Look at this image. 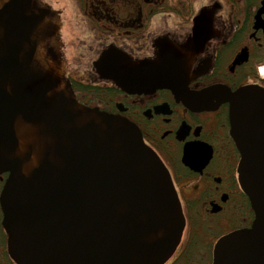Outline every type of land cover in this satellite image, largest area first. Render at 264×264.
Wrapping results in <instances>:
<instances>
[{"label":"water","instance_id":"1","mask_svg":"<svg viewBox=\"0 0 264 264\" xmlns=\"http://www.w3.org/2000/svg\"><path fill=\"white\" fill-rule=\"evenodd\" d=\"M59 30L39 0H0V175H7L0 207L8 254L14 264H164L184 228L170 175L131 122L77 102ZM146 70L123 60L109 79L128 93L168 88L178 96L176 77ZM203 96L228 104L241 187L254 212L249 229L218 240L213 264H264V94L242 88Z\"/></svg>","mask_w":264,"mask_h":264},{"label":"flooded vegetation","instance_id":"2","mask_svg":"<svg viewBox=\"0 0 264 264\" xmlns=\"http://www.w3.org/2000/svg\"><path fill=\"white\" fill-rule=\"evenodd\" d=\"M39 1L58 19L64 75L77 102L131 122L170 175L184 228L164 264H213L218 240L249 229L254 212L241 187L228 104L214 106L203 94H264V0ZM123 60L176 77L178 96L168 88L120 89L109 77ZM6 178L0 175V193ZM0 264H14L1 207Z\"/></svg>","mask_w":264,"mask_h":264}]
</instances>
